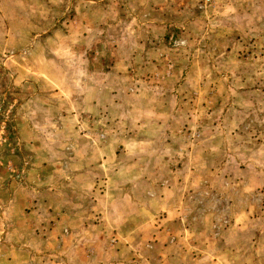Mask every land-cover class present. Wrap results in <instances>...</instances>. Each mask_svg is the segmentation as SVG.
Wrapping results in <instances>:
<instances>
[{
    "label": "rangeland",
    "instance_id": "rangeland-1",
    "mask_svg": "<svg viewBox=\"0 0 264 264\" xmlns=\"http://www.w3.org/2000/svg\"><path fill=\"white\" fill-rule=\"evenodd\" d=\"M0 264H264V0H0Z\"/></svg>",
    "mask_w": 264,
    "mask_h": 264
},
{
    "label": "crops",
    "instance_id": "crops-1",
    "mask_svg": "<svg viewBox=\"0 0 264 264\" xmlns=\"http://www.w3.org/2000/svg\"><path fill=\"white\" fill-rule=\"evenodd\" d=\"M112 101H113L112 102L113 105H115L117 107H121L120 104H117V103L114 102L115 100L112 99ZM108 104L109 103H106L105 105L99 104V102L97 101V103L95 105L92 102V106L98 107V110H100L102 107H103L104 110H107L105 106L107 105V106L110 107V105H108ZM110 108H113V107H110ZM92 109H93V107H92ZM35 136L39 138L38 135H35ZM132 139H134V141L138 143V140L140 138H137V136H136V137H133ZM41 142L45 143L44 140H42ZM106 143L108 144V142H106ZM33 144L37 146V149L38 150L36 151L35 155L32 157V160L35 161V165L39 169L38 171L40 173H43L46 170V168L48 167V165H50V164L53 163V159L56 158L57 155L62 154V152H60V149L63 148L62 147V144L61 143H55V145L53 146V150L52 151H48V150H50V149H48V148H50L48 146V144L45 143L46 146H44V144L41 143L42 144L41 145L40 144V141L38 139H37V141H34ZM58 144H60V145H58ZM110 147H111V145H108L106 147H93L92 145H90L89 147H85L84 148V150H87V152L84 153V154H82V157L81 158L85 160L87 158V155H89V149H90L91 152H92L91 154L96 155L100 159H102V163L103 164L106 163L107 165H110V158H111V156L110 155H107V153L105 152V150L106 149H110ZM61 158L62 157H60L59 159H61ZM104 158H106V160H104ZM74 160L75 159L71 158L70 161L66 163V166L69 167L72 164H77V163L74 162ZM63 161L64 160H62L61 162L63 163ZM93 161L97 165L101 166L99 161H97V160H93ZM79 162H85V161H83V160L80 159ZM124 170H126V169H124ZM131 170H132L133 174L136 173V164L135 163L132 164V169ZM70 174L73 177H75V179H80L79 176L81 174V171H80V169L78 171H76V173L70 171ZM91 174H93L94 178H97L98 177L99 178V181H101V179H102V173L101 172H96L95 174L92 172ZM121 174H123V173L121 172ZM43 178H44V176H43ZM110 179H111V177H110ZM93 182H94V184H92V185L95 186L97 184V179H94ZM77 190H79V189H77ZM37 193H38L40 199H42L41 202L43 203V205H45L44 199L42 198L43 197V194H44V191L41 192V190L38 189L37 190ZM71 193L73 194V192H71ZM107 193H109V192H107ZM75 194L77 195V192H75ZM75 194H73V195L75 196ZM176 255L178 256V254H176ZM180 257L181 256L177 257V259H180Z\"/></svg>",
    "mask_w": 264,
    "mask_h": 264
}]
</instances>
